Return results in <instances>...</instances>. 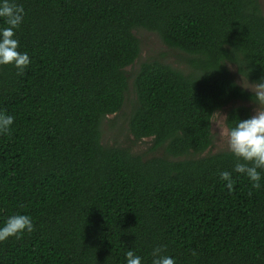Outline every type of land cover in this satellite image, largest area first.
<instances>
[{
  "label": "trees",
  "instance_id": "trees-1",
  "mask_svg": "<svg viewBox=\"0 0 264 264\" xmlns=\"http://www.w3.org/2000/svg\"><path fill=\"white\" fill-rule=\"evenodd\" d=\"M14 2L31 63L0 66V111L15 117L0 136V224L27 214L35 230L0 243V264H126L129 249L151 264L158 246L175 264H264V187L233 170L229 150L204 156L213 113L256 105L233 70L264 76L262 0ZM140 30L184 67L137 65ZM131 87L129 132L152 140L149 158L103 142ZM251 116L232 106L226 124Z\"/></svg>",
  "mask_w": 264,
  "mask_h": 264
},
{
  "label": "clouds",
  "instance_id": "clouds-1",
  "mask_svg": "<svg viewBox=\"0 0 264 264\" xmlns=\"http://www.w3.org/2000/svg\"><path fill=\"white\" fill-rule=\"evenodd\" d=\"M25 9L14 0H0V66L11 65L23 74L31 61L27 52H20L16 32L24 21ZM253 93V102L257 105L255 114L247 119L236 120L234 125L225 124L226 116L219 112L216 120L219 135L227 143L228 150L236 158L234 171L247 176L253 189H261V171L264 170V76L251 87H245ZM15 117L0 111V136L9 135L14 130ZM219 176L231 190L234 184L231 173L221 171ZM35 230L32 218L27 214L16 213L0 224V243L10 238H20L26 232ZM164 249L156 247L152 251L151 264H175L174 258L163 254ZM126 264H142L143 258L129 249L125 253Z\"/></svg>",
  "mask_w": 264,
  "mask_h": 264
},
{
  "label": "rangeland",
  "instance_id": "rangeland-1",
  "mask_svg": "<svg viewBox=\"0 0 264 264\" xmlns=\"http://www.w3.org/2000/svg\"><path fill=\"white\" fill-rule=\"evenodd\" d=\"M262 9L264 12V0L261 2ZM137 37L141 41V57L137 62V65L145 60L149 59H159L165 61L169 64L175 65L177 67H184L181 63L183 61V55L175 50L170 49L168 46L163 44L158 36L154 33L140 30L136 32ZM130 69V68H129ZM235 76V81L242 87H251L253 84L247 82L244 78L239 76L236 70H233ZM245 89V88H244ZM248 90V89H246ZM251 91V90H248ZM135 93L132 87L129 90L127 95L126 103L124 109L117 115L110 116L105 122L103 128V142L109 146H123L125 148H131L134 154H140L145 157L154 156L153 153H149L148 150L151 147V139H146L141 142H136L132 134L129 132L128 122L131 112L135 106ZM245 105L251 107L252 114H255L257 106L252 103L237 102L225 110L219 112L222 115H227V110L232 106ZM219 118L218 114H215L212 121V132H213V145L212 147L204 154H216L221 151H228L227 143L219 135V128L217 127L216 120ZM226 124V120H225ZM155 155H160V153H155Z\"/></svg>",
  "mask_w": 264,
  "mask_h": 264
}]
</instances>
